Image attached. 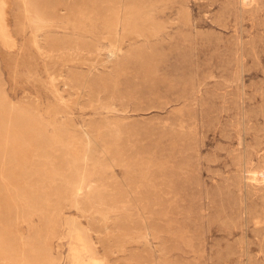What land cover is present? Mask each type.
Wrapping results in <instances>:
<instances>
[{
    "label": "rangeland",
    "instance_id": "obj_1",
    "mask_svg": "<svg viewBox=\"0 0 264 264\" xmlns=\"http://www.w3.org/2000/svg\"><path fill=\"white\" fill-rule=\"evenodd\" d=\"M6 9L0 264H264V0Z\"/></svg>",
    "mask_w": 264,
    "mask_h": 264
},
{
    "label": "bare ground",
    "instance_id": "obj_2",
    "mask_svg": "<svg viewBox=\"0 0 264 264\" xmlns=\"http://www.w3.org/2000/svg\"><path fill=\"white\" fill-rule=\"evenodd\" d=\"M6 8H7V0H0V39L2 40L3 44L10 49V47H12L15 44V40L13 39L12 33L9 28L8 13ZM88 237L89 236H86L85 233H82L81 231H79L75 236L77 240L82 241V245L84 247L88 249H93L91 241L89 240L90 238ZM93 257L91 264L94 263L98 264V259L96 258V256Z\"/></svg>",
    "mask_w": 264,
    "mask_h": 264
}]
</instances>
